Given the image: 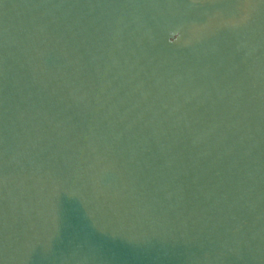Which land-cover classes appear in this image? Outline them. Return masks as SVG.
Returning <instances> with one entry per match:
<instances>
[{"label":"water","instance_id":"1","mask_svg":"<svg viewBox=\"0 0 264 264\" xmlns=\"http://www.w3.org/2000/svg\"><path fill=\"white\" fill-rule=\"evenodd\" d=\"M0 264H264V0H0Z\"/></svg>","mask_w":264,"mask_h":264}]
</instances>
